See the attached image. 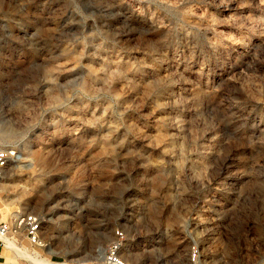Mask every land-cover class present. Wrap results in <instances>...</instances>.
<instances>
[{"label": "rangeland", "instance_id": "rangeland-1", "mask_svg": "<svg viewBox=\"0 0 264 264\" xmlns=\"http://www.w3.org/2000/svg\"><path fill=\"white\" fill-rule=\"evenodd\" d=\"M0 143V264H264V0H0Z\"/></svg>", "mask_w": 264, "mask_h": 264}, {"label": "built area", "instance_id": "built-area-1", "mask_svg": "<svg viewBox=\"0 0 264 264\" xmlns=\"http://www.w3.org/2000/svg\"><path fill=\"white\" fill-rule=\"evenodd\" d=\"M16 159V150L8 148L0 143V170L7 168ZM42 227V218L35 213H30L17 217L13 225L7 223L0 224V237L14 238L22 231L31 247L40 248L43 246L41 241ZM118 235H120V237L117 241L113 242L108 248L106 257L107 264H129L121 255L122 234ZM0 244L3 249L4 243L1 238ZM196 258L197 252L195 251L191 256V259L195 261Z\"/></svg>", "mask_w": 264, "mask_h": 264}, {"label": "bare ground", "instance_id": "bare-ground-1", "mask_svg": "<svg viewBox=\"0 0 264 264\" xmlns=\"http://www.w3.org/2000/svg\"><path fill=\"white\" fill-rule=\"evenodd\" d=\"M15 217L17 218V217H19V215L15 216ZM0 238L2 239V241L4 243V246L6 247V249H10L12 252H15L17 254H21V253L23 254V253H25V250L19 248L17 246V244L12 239H10L8 237H0ZM4 246H3V249L2 250H4ZM67 255H69V253ZM16 256H18V255H16ZM74 256H73L74 260H72V261L75 262V263H68L67 261L66 262L53 263V262L46 261V260H40L38 264H88L87 263L88 262V259H81V258H77V257H74ZM33 257H35V256H33ZM30 261H32V260H30ZM95 264H97V263H95ZM103 264H107V263H103Z\"/></svg>", "mask_w": 264, "mask_h": 264}]
</instances>
